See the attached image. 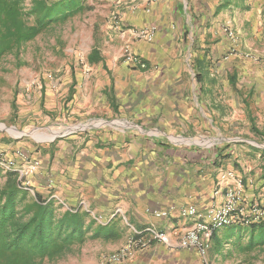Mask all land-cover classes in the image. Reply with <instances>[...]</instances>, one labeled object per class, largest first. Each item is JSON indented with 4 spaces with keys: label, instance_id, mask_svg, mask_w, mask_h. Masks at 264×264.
Returning a JSON list of instances; mask_svg holds the SVG:
<instances>
[{
    "label": "crops",
    "instance_id": "obj_1",
    "mask_svg": "<svg viewBox=\"0 0 264 264\" xmlns=\"http://www.w3.org/2000/svg\"><path fill=\"white\" fill-rule=\"evenodd\" d=\"M86 1L93 10L106 7L101 11L103 38L90 49L99 52L100 60L88 62L99 70L96 79L65 80L63 84L70 82V88H76L68 96L72 115L63 114L60 127L48 129L59 131L54 138L10 143L0 138V152L6 156L23 149L41 159L37 172L28 178L31 193L53 199L60 212L86 213L94 227L118 228L115 239L89 238L86 249L58 264H264V252H241L229 244L221 251L211 244L205 255L179 246L181 232L194 221L182 217L181 208L194 205L203 212L209 204L222 202L225 191L219 188V178L224 172L232 170L245 180L246 206L256 195L264 196V143L249 150L259 165L241 174L231 166L240 161L233 144L215 137L217 128L211 125L222 119L224 110L208 107L207 102L208 95L212 98L221 90L215 85L223 77L210 73V63L219 59L218 71L226 68L221 60L233 43L221 26L227 17L236 22L239 0H231L229 6L225 0ZM244 1L252 10L262 5L261 0ZM152 25L157 27L152 41L137 38V30ZM125 44L132 46L146 68L118 65L117 52ZM230 61L224 70L227 76H233L238 66L234 58ZM116 67V80L122 90H129L124 93L130 94V105L125 103L127 97L118 106L113 96L108 99L106 93H98L111 92L108 72ZM99 74L106 80L101 81ZM83 86L88 88L84 93ZM56 93L45 92L47 107L54 99V107H61ZM47 117L46 121L52 120ZM210 125L214 137L205 140L200 132ZM225 146L229 148L222 149ZM154 210L171 214L159 218ZM145 228L167 232L171 242L155 241L122 262L104 261L106 254L126 243L134 229Z\"/></svg>",
    "mask_w": 264,
    "mask_h": 264
},
{
    "label": "rangeland",
    "instance_id": "obj_2",
    "mask_svg": "<svg viewBox=\"0 0 264 264\" xmlns=\"http://www.w3.org/2000/svg\"><path fill=\"white\" fill-rule=\"evenodd\" d=\"M246 2H241L238 6L236 22L234 20L231 22L229 17L223 20L221 28L227 33L233 45L223 56L222 59L225 61L221 60L223 66L226 67L222 72L218 71L220 70L217 65L219 59L211 61L210 73L221 75L223 80L215 85L217 89L218 87L221 89L220 92L218 90L212 98L207 96L208 107L217 105L224 110L222 119L217 118L218 122L211 125L217 128L215 137L233 144L234 153L240 161L231 163V166L239 169L241 174H247L250 166L254 169V166L259 165L260 160L250 156L249 150L257 149L258 145L262 147L264 143V0L260 1L261 7H255V10L248 8ZM95 7V10L76 16L63 25L54 26L28 42L22 48L18 61L20 65H17L18 62L13 55H8L0 63L1 142L10 143L12 140L17 142L22 139L32 142L34 137L54 138L57 131L53 130L50 133L48 129L51 127L58 129L62 123L59 118L64 117L63 114L66 118L72 115L73 107L69 103L68 96L76 92V88H70V82L63 83L65 80L76 77L81 80L96 79L99 71L87 60L90 49L98 45L103 38L101 26L105 19L101 11L106 7L101 5ZM119 50L117 52L120 56L118 65L124 63L123 47ZM230 58L238 62L233 76L230 75L231 73L227 76L224 72L231 64ZM108 73L112 82L110 84L112 90L98 93L102 95L106 93L108 99L113 96L118 106L121 104V98L127 97L125 103L130 105V94L125 96L124 93L129 90L126 88L122 90L119 87L120 81L116 80L118 68H112ZM98 76L103 81L104 75L103 77L100 74ZM206 85L209 87L211 84ZM47 89H51L54 93L57 92V95H54L57 96L56 102L62 103L60 108L54 107L55 99L53 105L47 107L44 99ZM86 90H88L87 86H83V93ZM63 96L65 98L61 99ZM46 116L52 120L46 121L44 118ZM211 125L200 132L205 136L203 137L205 140L214 137V128ZM14 135L15 138L12 137ZM228 146L222 149H227ZM244 183L247 189L245 180ZM253 200L262 201L264 196L256 195ZM246 201H248L247 198ZM219 238L225 239L222 235ZM211 244L212 248L216 249L215 240ZM87 247L88 239L81 246H76L73 252L64 258L45 261L44 264L70 261L75 254L81 253Z\"/></svg>",
    "mask_w": 264,
    "mask_h": 264
},
{
    "label": "trees",
    "instance_id": "obj_3",
    "mask_svg": "<svg viewBox=\"0 0 264 264\" xmlns=\"http://www.w3.org/2000/svg\"><path fill=\"white\" fill-rule=\"evenodd\" d=\"M225 2L226 6L232 4L231 0ZM93 9L86 0H0V63L8 55L18 62L28 42ZM87 60H100L99 52L93 49ZM0 181V264H44L64 258L89 238L118 236L117 227H94L79 210L60 212L53 199L26 189L15 171L3 173L0 169ZM213 240L218 251L229 244L241 252H264V219L219 229Z\"/></svg>",
    "mask_w": 264,
    "mask_h": 264
},
{
    "label": "built area",
    "instance_id": "obj_4",
    "mask_svg": "<svg viewBox=\"0 0 264 264\" xmlns=\"http://www.w3.org/2000/svg\"><path fill=\"white\" fill-rule=\"evenodd\" d=\"M114 19L119 22L117 16ZM156 31L157 27L152 25L137 30L135 35L139 39L152 41ZM123 60L125 64L134 67L146 68L147 66L130 44L123 46ZM19 160L22 161L21 166H18ZM40 165L41 159L38 156H33L23 149H16L11 157L0 152V168L5 172H18L23 186L28 190L31 188L28 178L37 172ZM219 184V188L223 186L225 191L222 202L209 204L203 212L198 211L194 205L181 208L180 215L182 217L194 219L180 234L179 246L181 248L195 249L201 255H205L211 247L213 235L217 230L232 225L251 224L264 219V200H253L246 206L245 183L240 175L228 170L220 176ZM50 186H52L51 181ZM217 192L218 190H215V193ZM153 214L159 218H167L171 211L154 210ZM155 241L166 244L171 242L169 234L165 231L154 228L134 229L126 243L117 251L106 254L104 261L106 263L122 262L134 250L146 248Z\"/></svg>",
    "mask_w": 264,
    "mask_h": 264
}]
</instances>
